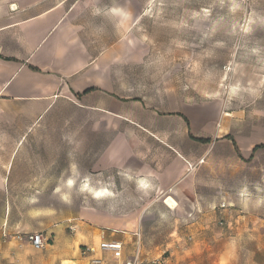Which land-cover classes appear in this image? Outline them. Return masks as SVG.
<instances>
[{"label": "rangeland", "instance_id": "1", "mask_svg": "<svg viewBox=\"0 0 264 264\" xmlns=\"http://www.w3.org/2000/svg\"><path fill=\"white\" fill-rule=\"evenodd\" d=\"M58 5L83 8L99 28L113 35L126 32L129 42L143 49V65L136 72L138 86L145 98L158 101L159 110L175 108V99L186 100L187 105L220 101L225 116L231 113L228 119L234 134H242L243 123L255 116L257 140L264 141V0H0V16L18 12L27 16ZM33 125L69 128L71 122ZM37 132L28 136L32 146L19 157L32 160L33 172L40 170L38 161L43 159L48 180L63 179L59 173L70 174L72 162H79V181L70 182L75 187L69 191L60 182L16 189L20 195L43 192L47 195L43 198L0 196L1 238L37 233L59 240L58 230L65 228L71 239H83L82 226H89L90 232L96 229L93 235L107 228L89 219L90 211H98L107 212L104 217L121 235L133 240L134 234L140 236L144 258L163 257L169 264H264V149L244 161L226 147L211 151L209 161L201 160L197 173L201 180L194 185L201 197L187 200L186 215L182 209L171 212L155 192L137 191L133 180L119 172H94V160L79 152L87 146L72 144L77 136L64 135L62 140L50 131ZM90 185L110 196H96ZM239 189L255 194L244 198L216 194ZM219 208L227 210L222 218L216 215ZM202 225L207 228L200 229ZM234 238L239 247H233ZM132 242L127 252L135 249Z\"/></svg>", "mask_w": 264, "mask_h": 264}, {"label": "crops", "instance_id": "2", "mask_svg": "<svg viewBox=\"0 0 264 264\" xmlns=\"http://www.w3.org/2000/svg\"><path fill=\"white\" fill-rule=\"evenodd\" d=\"M17 9L16 5L12 6L13 12ZM22 13L0 16L3 21L0 24V196L3 199L47 197L43 192L17 194L16 189L21 185L29 189L31 184L60 182L69 191L75 187L70 182L79 181L77 176L82 167L79 162H72L70 174L59 173L65 178L48 180L43 159L38 161L40 170L33 172L32 160L19 157L22 151L30 150L28 136L33 130L43 135L50 131L61 135L62 140L64 135L77 136L72 144L87 146L79 152L84 158L94 160V172L105 169L119 172L133 180L137 191L155 192L156 199L162 200L171 212L179 213L182 209L186 215L187 200L201 197L194 185L200 179L197 174L200 162L209 161L211 151L226 147L244 161L264 149L255 151L256 146L264 145V141L257 140L255 116L243 123L242 134H234L232 120L228 119L231 113L225 116L227 112L220 101L187 105L186 100L175 99V108L159 110L158 101L145 98L138 86L136 72L143 65V49L129 42L126 32L113 35L112 31L99 28L78 6L66 9L58 5L27 16ZM63 119L70 120L71 127L33 125ZM201 139L208 142L202 143ZM246 182L250 187V180ZM216 194L221 198L224 195L244 198L255 193L239 189L230 193L220 190ZM105 195L101 198L109 197L110 193ZM194 207L196 202L192 204ZM226 211L219 208L216 215L222 218ZM4 212L7 213V207ZM89 213L92 222L107 228L93 235L96 229L90 232L89 226H82L86 236L83 234L84 238L77 240L61 228L60 239L54 236L53 243L39 251L26 241L0 237V264L68 261L87 264L84 246L97 248L104 240L124 245L118 257L105 253L109 264H122L131 257L133 251L127 252L126 247L132 241L136 243V234L135 240L121 235L111 226L112 221L104 217L107 212ZM252 239L256 237L253 235ZM232 244L239 247L238 239H232ZM222 255L224 259L226 253L223 251Z\"/></svg>", "mask_w": 264, "mask_h": 264}, {"label": "built area", "instance_id": "3", "mask_svg": "<svg viewBox=\"0 0 264 264\" xmlns=\"http://www.w3.org/2000/svg\"><path fill=\"white\" fill-rule=\"evenodd\" d=\"M136 236L135 249L131 257H128L122 264H169L167 259L163 257L144 258L141 254L140 236L138 234ZM15 240L20 242L26 241L38 250H42L53 243L52 237H44L42 234L37 233L18 234ZM123 249L124 245L121 242H108L104 240L97 248L84 246L83 255L88 258L87 264H109L105 253H111L118 257Z\"/></svg>", "mask_w": 264, "mask_h": 264}, {"label": "trees", "instance_id": "4", "mask_svg": "<svg viewBox=\"0 0 264 264\" xmlns=\"http://www.w3.org/2000/svg\"><path fill=\"white\" fill-rule=\"evenodd\" d=\"M230 138V137H229ZM200 142H202V143H207L208 142V140H204V139H201V140H199ZM234 142V141H233ZM235 144V143H234ZM262 147H264V145H258V146H256L255 147V151L256 150H258V149H260V148H262Z\"/></svg>", "mask_w": 264, "mask_h": 264}, {"label": "bare ground", "instance_id": "5", "mask_svg": "<svg viewBox=\"0 0 264 264\" xmlns=\"http://www.w3.org/2000/svg\"><path fill=\"white\" fill-rule=\"evenodd\" d=\"M227 116H230V114H227L226 117ZM104 193H105L104 191H96L95 195L98 196V197H101V196H104Z\"/></svg>", "mask_w": 264, "mask_h": 264}, {"label": "snow or ice", "instance_id": "6", "mask_svg": "<svg viewBox=\"0 0 264 264\" xmlns=\"http://www.w3.org/2000/svg\"><path fill=\"white\" fill-rule=\"evenodd\" d=\"M13 7H14V5H13Z\"/></svg>", "mask_w": 264, "mask_h": 264}]
</instances>
